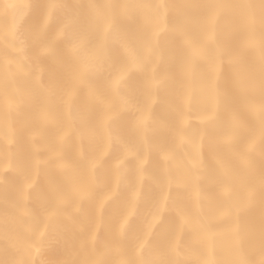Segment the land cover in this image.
<instances>
[{
  "label": "snow or ice",
  "instance_id": "obj_1",
  "mask_svg": "<svg viewBox=\"0 0 264 264\" xmlns=\"http://www.w3.org/2000/svg\"><path fill=\"white\" fill-rule=\"evenodd\" d=\"M118 17L140 18L134 43ZM110 44L125 59L102 94ZM134 72L142 103L122 91ZM25 102L33 165L0 264H264V0H0V182Z\"/></svg>",
  "mask_w": 264,
  "mask_h": 264
},
{
  "label": "bare ground",
  "instance_id": "obj_2",
  "mask_svg": "<svg viewBox=\"0 0 264 264\" xmlns=\"http://www.w3.org/2000/svg\"><path fill=\"white\" fill-rule=\"evenodd\" d=\"M70 6H75L77 0H67ZM101 2V0H97ZM222 26L227 27L225 24V19L222 17L220 20ZM141 26V21L139 17L133 18H117L114 28L121 34L122 39H126L129 43H134L136 37L139 35ZM161 56L167 61L169 56V50L167 46L162 45L160 50ZM125 57L123 55V50L119 44H110L108 47V60L105 63V70L103 73H94L90 75V79L94 84L98 86L99 91L103 94V80L107 75V72L110 70L111 66H118L124 61ZM62 69L51 66L49 72L53 77H58L62 73ZM144 79L143 73L134 72L130 75L129 79L125 81L124 87L122 89L124 95L131 99L135 103H142L143 97L142 92V83ZM159 102L154 107V116L158 117L161 120L167 119L169 103V97L164 91H161ZM81 109L82 114L86 119L91 122L99 115L102 111V107L97 104L94 105L91 113L88 112L86 108V98L83 93L76 98L74 101ZM57 111L61 114L63 113V105L57 104ZM21 115L16 117V123L14 127L16 129V135L14 137V143L11 146V152L13 153L12 166L11 168L3 173V181L0 182V216L12 215L15 213L16 209L23 204L21 192L23 189V184L25 180V175L31 170L33 165V141L30 139V133L35 130V126L30 123V118L33 113V106L29 102H25L20 109ZM127 118V114L121 117L120 120L114 122V127H119L121 121ZM54 129L49 127L45 130V135L51 137L54 135ZM35 143L40 144L41 141L37 139ZM44 154L41 153V156ZM205 161L208 168L211 170L214 167L213 161L208 153V150L205 149ZM47 170L41 169V179L37 185L31 191L32 201L29 204V207H35V201L43 194L46 193L45 185V174ZM0 228L5 230H10L14 232H21L22 229L17 225H0ZM0 247H4L0 243ZM10 251V250H9ZM3 255V253H0Z\"/></svg>",
  "mask_w": 264,
  "mask_h": 264
}]
</instances>
